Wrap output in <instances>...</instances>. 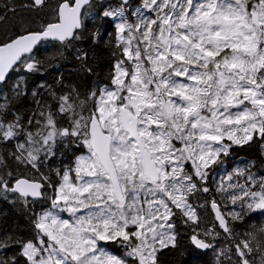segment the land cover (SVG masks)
Returning <instances> with one entry per match:
<instances>
[{"label": "snow or ice", "instance_id": "1", "mask_svg": "<svg viewBox=\"0 0 264 264\" xmlns=\"http://www.w3.org/2000/svg\"><path fill=\"white\" fill-rule=\"evenodd\" d=\"M19 7L35 16L0 11V200L48 206L28 234L0 227V264H264V0ZM85 39L115 57L107 83H40L21 111L28 78ZM46 41L59 49L38 58Z\"/></svg>", "mask_w": 264, "mask_h": 264}, {"label": "trees", "instance_id": "2", "mask_svg": "<svg viewBox=\"0 0 264 264\" xmlns=\"http://www.w3.org/2000/svg\"><path fill=\"white\" fill-rule=\"evenodd\" d=\"M27 0H0V11L4 10L5 5L11 6L15 4L17 6L18 15L24 16H35L34 13H28L26 10L20 8L19 6L26 3ZM139 0H137V3ZM11 20L12 17L10 16ZM89 30H92L95 27L96 22L89 19L86 21ZM111 32V29L109 30ZM87 35V33H86ZM108 39V33H105V40ZM59 49L58 43H46L40 46L38 52V58H45L48 56L55 55ZM80 49L84 52L88 53L89 64L94 67L95 71L92 74L84 73L79 70V62L76 60V50ZM115 57L111 55V49L104 47V44L101 43L99 46L93 45L90 40H83L80 42H76L74 48L64 50V57L57 59L53 62V66L49 67L47 63H45L44 68L41 73L37 76H33L28 78L27 91H28V101L24 103L21 108V111H30L35 105L31 102V91L35 89L37 84L45 83L49 85H53L57 89L66 90L69 85H77L80 86L81 89H86L88 87H95L97 85H103L107 83L105 77L107 72L111 67V63L114 61ZM63 76V84L56 85L55 80L59 76ZM14 81H10L12 83ZM6 92L10 91V89H5ZM19 103V102H18ZM49 103H53V101L49 100ZM258 147L254 146L252 149H236L234 151L233 157L229 158V164L227 169L230 171L232 167L240 164L242 160H247L250 157H255L258 155ZM70 155V154H69ZM59 157L57 160L52 162L53 166H59ZM64 162L67 163L68 159H64ZM217 174L216 179H219V175ZM210 187L214 185L210 184ZM49 194H51V190H47ZM215 194L214 191L212 193ZM211 199L209 195L206 197L207 199ZM12 197H10V200ZM219 199V197H217ZM195 202L199 204H204L205 197L201 196ZM47 201H41L37 204H32L29 206V211H25L22 204H13L10 202H5L0 200V227H3L5 230L9 232H22L28 234L30 231V219L29 217L32 215V212H39L43 207H46ZM227 209H225L226 211ZM201 215L205 218L204 223L206 226L210 225L212 222V212L210 207L200 209ZM181 243L185 245L188 243L186 239V233L183 228H181ZM224 243L223 236H221V244ZM13 249L12 251H14ZM12 251L8 252V255L12 254ZM205 260L208 261V264H211L212 253L208 252L205 256Z\"/></svg>", "mask_w": 264, "mask_h": 264}, {"label": "water", "instance_id": "3", "mask_svg": "<svg viewBox=\"0 0 264 264\" xmlns=\"http://www.w3.org/2000/svg\"><path fill=\"white\" fill-rule=\"evenodd\" d=\"M46 43H57V42H54V41H46L44 44H46Z\"/></svg>", "mask_w": 264, "mask_h": 264}, {"label": "rangeland", "instance_id": "4", "mask_svg": "<svg viewBox=\"0 0 264 264\" xmlns=\"http://www.w3.org/2000/svg\"><path fill=\"white\" fill-rule=\"evenodd\" d=\"M65 218H67V213L63 214ZM213 218V217H212Z\"/></svg>", "mask_w": 264, "mask_h": 264}, {"label": "flooded vegetation", "instance_id": "5", "mask_svg": "<svg viewBox=\"0 0 264 264\" xmlns=\"http://www.w3.org/2000/svg\"><path fill=\"white\" fill-rule=\"evenodd\" d=\"M209 199H210V197H209ZM210 210H211V208H210ZM211 212H212V210H211Z\"/></svg>", "mask_w": 264, "mask_h": 264}]
</instances>
